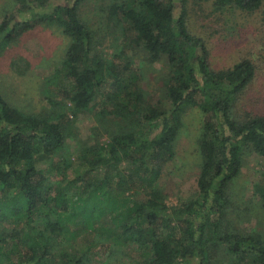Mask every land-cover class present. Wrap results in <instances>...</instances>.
Returning a JSON list of instances; mask_svg holds the SVG:
<instances>
[{
	"label": "trees",
	"instance_id": "trees-1",
	"mask_svg": "<svg viewBox=\"0 0 264 264\" xmlns=\"http://www.w3.org/2000/svg\"><path fill=\"white\" fill-rule=\"evenodd\" d=\"M65 1L16 0L20 17L0 23V54L40 23L61 29L69 44L55 77L62 75L72 86L65 99L73 114L101 103L96 112L101 126L110 117L128 122L125 129H107L110 142L84 150L87 167L71 177V159L59 157L73 134L67 115L25 111L0 89V264H92L97 255L91 253L106 245L112 230L119 244L130 240L143 248L145 264H180V258H189V264H216L219 258L224 264H264V236L224 222L244 152L264 156V114L238 110L262 65L246 57L215 69L207 38L193 27L189 0L113 3L111 18L131 35L129 41L150 62L164 60L169 70L163 86L167 103L154 107L139 88L132 89L138 75L120 72L97 48L95 33L78 12L83 0ZM203 1L224 15H251L264 7V0ZM130 65L129 59L126 68ZM107 86L114 91L104 93ZM191 108L205 116L198 195L171 209L156 182L162 164L174 156ZM124 163L129 173L121 169ZM100 167L106 168L103 175L85 176ZM130 182L149 185V199H131ZM256 192L264 207V172ZM80 240L87 246H76Z\"/></svg>",
	"mask_w": 264,
	"mask_h": 264
},
{
	"label": "rangeland",
	"instance_id": "rangeland-1",
	"mask_svg": "<svg viewBox=\"0 0 264 264\" xmlns=\"http://www.w3.org/2000/svg\"><path fill=\"white\" fill-rule=\"evenodd\" d=\"M124 1L126 0H83L78 12L81 19L95 33L94 41L104 56L113 60L120 72L138 75V84L136 87L132 86V89L139 88L146 104L161 108L167 103L163 86L169 70L164 60L150 62L144 50L129 41L131 35L123 33V28L117 26L116 20L111 18V5ZM54 2L66 3L65 0ZM18 8L16 0H0V23L5 17L19 18ZM188 10L194 29L207 38L210 61L215 69L227 68L246 57L262 65L256 80L247 88L238 110L263 115L264 7L251 15L232 14V11H226L224 15L213 8L210 2L189 0ZM68 44L69 37L54 26L40 23L25 32L0 54V89L11 104L25 111L39 113L42 110H56L67 115L68 126L73 134L68 136L69 145L59 152L62 155L59 157L71 159L72 166L67 171L69 176L74 177L83 173L87 167L84 150L88 151L91 146L100 147L110 142L107 129H125L124 125L128 120L110 117L107 126H101L96 118V112L102 109L101 103L92 111L73 114L70 101L65 99L72 86L62 75L55 77L64 60ZM129 59L132 65L126 68ZM114 89L107 86L104 93L113 92ZM100 98L101 96L98 100ZM204 118L198 108L187 110L174 143V156L162 164L156 188L162 189L164 200L171 209L198 195L202 161L198 139L203 130ZM90 155L91 153L85 157H92ZM242 161L241 173L230 185L233 202L224 222L228 224L229 229L245 230L264 236V207L259 193L256 192V186L263 179L264 156L247 150ZM126 165L124 163L120 167L129 173L131 170L124 168ZM105 169L100 167L85 176L103 175ZM112 174L113 172L110 177ZM129 185L131 188L127 190V194H130L133 200L145 201L152 194L149 185L144 186L139 182H130ZM109 233L111 234H108L106 245L94 248L91 253L92 257L97 255L92 264H145L146 260L142 257L143 248L130 240L121 245L114 237L116 230ZM76 246L84 247L87 243L80 240ZM179 261L180 264H189L190 259L180 258ZM215 263L224 264V259L219 258Z\"/></svg>",
	"mask_w": 264,
	"mask_h": 264
}]
</instances>
